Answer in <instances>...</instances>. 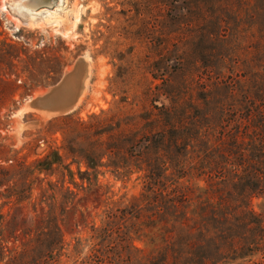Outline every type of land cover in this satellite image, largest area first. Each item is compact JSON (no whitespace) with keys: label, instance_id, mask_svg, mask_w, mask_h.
Returning <instances> with one entry per match:
<instances>
[{"label":"rangeland","instance_id":"obj_1","mask_svg":"<svg viewBox=\"0 0 264 264\" xmlns=\"http://www.w3.org/2000/svg\"><path fill=\"white\" fill-rule=\"evenodd\" d=\"M263 28L264 0H0V88L8 81L15 88L13 96L0 99V147L30 165L60 149L77 172L79 167L87 169L83 156L98 151L93 133L85 127L93 115L126 117L134 111V120L146 124L145 118L158 113L161 118L154 125L164 128V105L173 108L168 122L194 120L201 114L204 122L221 124L227 111L243 109L246 95L260 99ZM80 60L87 63L85 94L76 109L50 116L30 106ZM252 68L258 76L249 73ZM132 121L130 115L127 122ZM247 123L241 130L259 137V142L264 136L260 114ZM4 155L0 150V158ZM103 161L107 165L108 157ZM126 164L122 173L102 166L99 188L89 189L78 173V185L66 176L65 188L72 194L68 199L61 194L53 214L66 245L51 264H94L96 247L110 264H165L173 257L164 242L152 241L132 214L122 217L121 210L139 204L136 198L142 193L154 194L146 187L143 171L125 172L132 166L131 161ZM229 171L225 185L233 189L235 175ZM173 176L167 178L168 185H206L192 174L180 180ZM14 180L22 184L25 179ZM47 180L59 188L64 177L59 170L39 174L32 202L21 206H3L5 186L0 187V211L8 213L0 264L20 253L48 224L42 222L48 207L41 202ZM251 207L264 220V195L254 196ZM110 213L117 217L111 219ZM108 226L113 227L111 236L100 237ZM36 255L30 251L24 260Z\"/></svg>","mask_w":264,"mask_h":264},{"label":"trees","instance_id":"obj_2","mask_svg":"<svg viewBox=\"0 0 264 264\" xmlns=\"http://www.w3.org/2000/svg\"><path fill=\"white\" fill-rule=\"evenodd\" d=\"M260 35L264 36V28L260 29ZM254 70L249 73L258 76L259 72ZM260 80H264L263 68ZM5 88H0L2 101L15 93L13 82L8 81ZM245 98L243 109L227 111L218 125L204 122L201 114L194 120L168 122L167 116L173 113V108L164 105L161 106L165 111L164 128L154 125L161 118L158 113L145 118L146 124L134 120L138 117L134 111L129 114L133 116L132 122H127L129 116L122 113L93 115L85 127L93 133L98 151L87 152L83 156L87 169L79 167L77 172L66 164L60 149H52L30 165L24 158L11 154L6 146L0 147L5 152L0 158L4 162H0V187L5 186L6 198L3 206L31 203L34 180L43 172L59 170L64 177L59 188L47 180L48 188L43 190L41 202L48 211L42 222L47 220L48 224L6 264H51L66 245L59 222L53 216L61 204V194L65 198L72 194L69 187L65 188L66 176L78 185L75 179L78 173L82 180L89 182V189L99 188L102 166L111 165L115 172L122 173L127 161L132 166L125 172L143 171L146 187L154 194L142 193L136 198L139 204L131 205L129 211L121 210L122 217L132 214L145 226L148 235L154 237L152 241L166 244L173 257L165 259V264L181 261L185 264H264V220L251 207L254 196L264 195V136L258 142L259 137H251L247 130H241L257 114H260V126L264 127V84L260 83V99L249 94ZM112 122L117 123V128L108 130ZM105 156L109 160L107 165L103 161ZM230 168L235 175L233 189L225 185L229 182ZM174 174L179 180L192 174L197 180L203 179L206 185L180 186L175 182L168 185L167 178H174ZM17 176L25 179L22 184L14 180ZM7 214L0 211V243L6 241ZM108 217L113 219L117 215L110 213ZM112 229V226L104 227L98 235L111 236ZM30 251H36L37 255L24 260ZM95 251L94 264L111 263L110 260L105 263L108 258L102 257L100 248L96 247Z\"/></svg>","mask_w":264,"mask_h":264},{"label":"water","instance_id":"obj_3","mask_svg":"<svg viewBox=\"0 0 264 264\" xmlns=\"http://www.w3.org/2000/svg\"><path fill=\"white\" fill-rule=\"evenodd\" d=\"M86 68L85 60L78 61L72 71L49 91L35 97L30 106L49 113L66 114L72 111L82 95Z\"/></svg>","mask_w":264,"mask_h":264},{"label":"bare ground","instance_id":"obj_4","mask_svg":"<svg viewBox=\"0 0 264 264\" xmlns=\"http://www.w3.org/2000/svg\"><path fill=\"white\" fill-rule=\"evenodd\" d=\"M84 94H85V89L83 90L82 95L80 96V99H79L78 103L76 104V106H75L72 110L76 109L77 106L80 105V103H81V98L84 97ZM42 112H43V114H45V115H50V116H51V115H57V114H59V113H49V112H46V111H42Z\"/></svg>","mask_w":264,"mask_h":264}]
</instances>
